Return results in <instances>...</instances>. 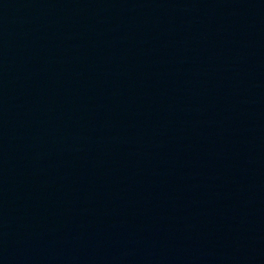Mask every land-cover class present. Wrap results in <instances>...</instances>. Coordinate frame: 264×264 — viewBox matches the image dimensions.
<instances>
[{
    "label": "water",
    "instance_id": "1",
    "mask_svg": "<svg viewBox=\"0 0 264 264\" xmlns=\"http://www.w3.org/2000/svg\"><path fill=\"white\" fill-rule=\"evenodd\" d=\"M138 0H0V264H42Z\"/></svg>",
    "mask_w": 264,
    "mask_h": 264
}]
</instances>
